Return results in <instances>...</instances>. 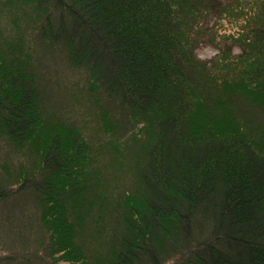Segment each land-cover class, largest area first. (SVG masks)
<instances>
[{"label":"trees","instance_id":"16d2710c","mask_svg":"<svg viewBox=\"0 0 264 264\" xmlns=\"http://www.w3.org/2000/svg\"><path fill=\"white\" fill-rule=\"evenodd\" d=\"M37 45L116 103L107 147L48 112ZM0 139L29 164L0 203L37 211L18 264H264V0H0Z\"/></svg>","mask_w":264,"mask_h":264},{"label":"rangeland","instance_id":"374dc122","mask_svg":"<svg viewBox=\"0 0 264 264\" xmlns=\"http://www.w3.org/2000/svg\"><path fill=\"white\" fill-rule=\"evenodd\" d=\"M216 53L217 51L209 46L201 47L197 51V54L203 60L211 59ZM234 53H239V50L235 49ZM36 55L39 56L38 67L42 77L41 90L48 112L56 115L66 123H70L72 120L75 121L81 127L80 129H82L86 138L89 139L88 135L91 137L94 146L104 144L107 147V143L111 142V134L107 133V128L106 131L104 130V125L106 123L115 124L120 120H122V124L125 123V118L122 117V112L116 107V103L106 95L95 96L91 90L89 91L86 72L69 68L60 49L45 51V48H40L37 45ZM107 110L112 116L106 114ZM131 135L133 136L132 132ZM132 151L137 152L138 150L135 146H132ZM6 153L4 141L0 139V189L17 185L22 178L19 175H23L25 168L29 166L27 161L20 155L14 154L8 157ZM105 155L99 161L101 169L102 167L106 169L105 164H107V161L109 162V155ZM31 161L34 164L39 163L35 156L30 159V163ZM113 171L114 167L112 169L108 168V176L112 175ZM134 173H136L134 163H131L130 167L127 168L125 178L116 179L118 173L114 175L115 183L108 185L114 199L117 192L123 188L132 189V191L137 188ZM125 182L130 185L125 184ZM116 186L119 189L115 188ZM7 193L12 194L13 197L0 203V257L11 255L18 264L23 257L29 258V255L34 253L32 226L35 224L34 217L37 211L34 207L29 208L33 205L34 197L22 196L17 191ZM104 201L107 205V199ZM107 208L112 210L114 207L109 205ZM20 227L24 231L27 228L28 235L21 231ZM28 264H34V262Z\"/></svg>","mask_w":264,"mask_h":264}]
</instances>
